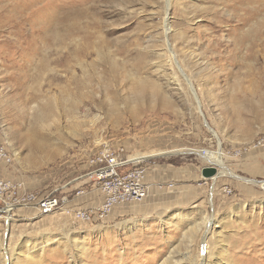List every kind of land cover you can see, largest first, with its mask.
Segmentation results:
<instances>
[{
	"label": "rangeland",
	"instance_id": "1",
	"mask_svg": "<svg viewBox=\"0 0 264 264\" xmlns=\"http://www.w3.org/2000/svg\"><path fill=\"white\" fill-rule=\"evenodd\" d=\"M262 132L264 0H0V178L92 191L89 158L124 145L152 210L0 204V264H264ZM219 148L224 166L203 155Z\"/></svg>",
	"mask_w": 264,
	"mask_h": 264
},
{
	"label": "built area",
	"instance_id": "2",
	"mask_svg": "<svg viewBox=\"0 0 264 264\" xmlns=\"http://www.w3.org/2000/svg\"><path fill=\"white\" fill-rule=\"evenodd\" d=\"M264 151V132L259 133L246 150ZM11 155L0 148V163L10 162ZM143 161L132 158L124 145L105 144L89 158L92 180L103 196V202L95 207L81 208L73 205L75 199L87 193L58 195L27 189L23 182L0 178V204L10 215L17 208L34 209L37 214L61 212L81 223L104 222L116 207L143 201L148 197L150 186ZM172 186V185H170Z\"/></svg>",
	"mask_w": 264,
	"mask_h": 264
},
{
	"label": "crops",
	"instance_id": "3",
	"mask_svg": "<svg viewBox=\"0 0 264 264\" xmlns=\"http://www.w3.org/2000/svg\"><path fill=\"white\" fill-rule=\"evenodd\" d=\"M86 180L83 182H87ZM74 188L76 187L72 186V187H68L67 189L72 190ZM144 200H143V203H140V204L137 203L135 205H130L126 207L125 209L116 207L115 212H113V216H118L123 210L125 211L132 210V211H136V213L140 215L139 217L133 216V219L147 218L148 216L152 215V210H151V207H148V204H149L148 199H144ZM102 202H103V196L101 195L100 191L98 189H93L92 191H88L86 194L79 196L77 199H75V201L73 202V205H76L81 208H90V207L98 206Z\"/></svg>",
	"mask_w": 264,
	"mask_h": 264
},
{
	"label": "bare ground",
	"instance_id": "4",
	"mask_svg": "<svg viewBox=\"0 0 264 264\" xmlns=\"http://www.w3.org/2000/svg\"><path fill=\"white\" fill-rule=\"evenodd\" d=\"M222 149L219 148V151H216V152H213V151H205V153L203 154L207 159H209L210 161L214 162L215 164H217L218 166H224V162H223V158H222ZM136 159H143V158H140V157H136ZM226 169L224 168V170L222 171V175H225V174H229L230 172L228 171H225ZM221 174V172L219 173ZM218 174V176H219ZM231 175L232 177L236 178V179H239V177L235 174H229ZM216 176V177H218ZM251 183H258L256 180H249ZM262 188L264 189V183L262 184ZM211 225V224H210ZM210 227V226H209ZM208 226L206 227L207 231L210 230ZM200 261H202L203 263L202 264H207L206 263V259L205 257H202V259H200ZM210 262V261H209Z\"/></svg>",
	"mask_w": 264,
	"mask_h": 264
},
{
	"label": "water",
	"instance_id": "5",
	"mask_svg": "<svg viewBox=\"0 0 264 264\" xmlns=\"http://www.w3.org/2000/svg\"><path fill=\"white\" fill-rule=\"evenodd\" d=\"M218 174L219 170L214 164H208L202 167L201 175L206 179L215 178Z\"/></svg>",
	"mask_w": 264,
	"mask_h": 264
}]
</instances>
